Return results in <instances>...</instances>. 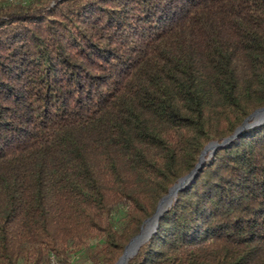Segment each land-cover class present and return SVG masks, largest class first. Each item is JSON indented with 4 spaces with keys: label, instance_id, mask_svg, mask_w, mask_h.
<instances>
[{
    "label": "trees",
    "instance_id": "1",
    "mask_svg": "<svg viewBox=\"0 0 264 264\" xmlns=\"http://www.w3.org/2000/svg\"><path fill=\"white\" fill-rule=\"evenodd\" d=\"M263 106L264 0H0V264H114ZM128 264H264V122Z\"/></svg>",
    "mask_w": 264,
    "mask_h": 264
},
{
    "label": "water",
    "instance_id": "2",
    "mask_svg": "<svg viewBox=\"0 0 264 264\" xmlns=\"http://www.w3.org/2000/svg\"><path fill=\"white\" fill-rule=\"evenodd\" d=\"M264 122V107L256 109L252 114H250L243 123L238 126L234 133L226 138L223 139L221 143L218 141H212L210 142L202 151L199 161L197 162L194 169H192L188 174L184 175L179 179L177 183H175L170 189L169 192L163 196L157 206V209L154 213V215L148 219L145 220L144 223L152 221L154 223L153 229L150 232V234L142 239V232L144 225L141 228V231L139 234L134 236L131 241L126 245L125 250L123 254L120 256L118 261L115 264H127L128 260L132 258L134 255H136L141 247V245L147 241L153 233L156 232L158 225H159V219L164 213V211L171 206L172 202L174 201L175 197L177 196L178 192L182 189H184L189 182H191L194 177L197 174L198 169H200L205 162L206 155L209 150L215 151L219 146L226 145L237 138L241 132L251 126L258 125ZM165 205V208L162 209V207Z\"/></svg>",
    "mask_w": 264,
    "mask_h": 264
},
{
    "label": "rangeland",
    "instance_id": "3",
    "mask_svg": "<svg viewBox=\"0 0 264 264\" xmlns=\"http://www.w3.org/2000/svg\"><path fill=\"white\" fill-rule=\"evenodd\" d=\"M263 107H264V106H263ZM260 108H261V107H260ZM257 109H258V108H257ZM255 110H256V109H255ZM255 110H254V111H255ZM254 111H253V112H254ZM253 112H252V113H253ZM252 113H251V114H252ZM231 135H232V134H231ZM211 142H212V141H211ZM209 143H210V142H209ZM209 143H208V144H209ZM208 144H207V145H208ZM207 145H206V146H207ZM206 146H205V147H206ZM202 151H203V150H202ZM215 151H216V150H215ZM215 151H213V153H212V150H209L208 153H207V155H206V159H205V161H206V160L209 161L210 158L213 156V154H214ZM201 153H202V152H201ZM200 155H201V154H200ZM199 157H200V156H199ZM203 164H204V163H203ZM164 196H165V195H164ZM157 206H158V205H157ZM149 218H150V217H149ZM147 219H148V218H147ZM144 222H145V221H144ZM143 225H144V232H143V233H145V234H146L145 237H147V236L149 235L150 231H152V229H153V228H152V223H151V222H150V223H147V222H146V223H143ZM143 225H142V226H143ZM141 228H142V227H141ZM140 231H141V230H140ZM139 233H140V232H139ZM139 233H138V234H139ZM135 236H136V235H135ZM130 241H131V240H130ZM130 241H129V242H130ZM145 242H146V241H145ZM145 242H144V243H145ZM144 243H143V244H144ZM143 244H142V245H143ZM142 245H141V246H142ZM140 248H141V247H140ZM124 250H125V249H124ZM139 250H140V249H139ZM123 252H124V251H123ZM138 252H139V251H138ZM122 254H123V253H122ZM52 256H54V257L56 258V260H57L59 263L61 262L60 264H63L62 261H61V259L59 258V256H58L56 253H53V252H52L51 254H49V262H48V264H51V258H52ZM56 256H57V257H56ZM134 256H135V255H134ZM134 256H133V257H134ZM133 257H132V258H133ZM119 258H120V257H119ZM130 259H131V258H130ZM130 259H129V260H130ZM129 260H128V263H129ZM117 261H118V260H117ZM117 261H116V262H117ZM116 262H115V263H116ZM115 263H114V264H115ZM128 263H127V264H128Z\"/></svg>",
    "mask_w": 264,
    "mask_h": 264
},
{
    "label": "bare ground",
    "instance_id": "4",
    "mask_svg": "<svg viewBox=\"0 0 264 264\" xmlns=\"http://www.w3.org/2000/svg\"><path fill=\"white\" fill-rule=\"evenodd\" d=\"M163 208H165V205L162 207V209H163ZM150 222L152 223V228H153V226H154V223H153L152 221H150ZM150 222H147V223H150ZM143 232H144V228H143ZM143 232H142V236H141V237H142V239H143V238H146V237H145V236H146V234H145V233H143ZM150 232H151V231H150ZM149 234H150V233H149ZM56 257H57V256H56ZM60 263H61V262H60Z\"/></svg>",
    "mask_w": 264,
    "mask_h": 264
},
{
    "label": "built area",
    "instance_id": "5",
    "mask_svg": "<svg viewBox=\"0 0 264 264\" xmlns=\"http://www.w3.org/2000/svg\"><path fill=\"white\" fill-rule=\"evenodd\" d=\"M51 264H60L54 256L51 258Z\"/></svg>",
    "mask_w": 264,
    "mask_h": 264
}]
</instances>
